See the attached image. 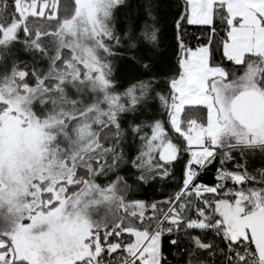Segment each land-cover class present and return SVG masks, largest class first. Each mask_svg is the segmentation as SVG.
<instances>
[{
  "label": "snow or ice",
  "instance_id": "obj_1",
  "mask_svg": "<svg viewBox=\"0 0 264 264\" xmlns=\"http://www.w3.org/2000/svg\"><path fill=\"white\" fill-rule=\"evenodd\" d=\"M0 264H264V0H0Z\"/></svg>",
  "mask_w": 264,
  "mask_h": 264
},
{
  "label": "trees",
  "instance_id": "obj_2",
  "mask_svg": "<svg viewBox=\"0 0 264 264\" xmlns=\"http://www.w3.org/2000/svg\"><path fill=\"white\" fill-rule=\"evenodd\" d=\"M231 67V65H229ZM238 74L240 73V69L237 70ZM211 178V174H209V177H206V179H210Z\"/></svg>",
  "mask_w": 264,
  "mask_h": 264
}]
</instances>
